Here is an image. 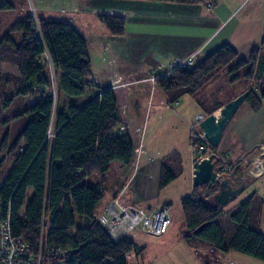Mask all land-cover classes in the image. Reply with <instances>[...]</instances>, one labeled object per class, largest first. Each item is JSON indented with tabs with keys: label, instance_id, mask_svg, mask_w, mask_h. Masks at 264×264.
Wrapping results in <instances>:
<instances>
[{
	"label": "trees",
	"instance_id": "obj_1",
	"mask_svg": "<svg viewBox=\"0 0 264 264\" xmlns=\"http://www.w3.org/2000/svg\"><path fill=\"white\" fill-rule=\"evenodd\" d=\"M10 6L9 0H3L0 11ZM97 18L111 36L124 34L122 15L102 13ZM46 56L49 63L43 61ZM0 62L15 70L0 72V86L16 85L13 97L27 95L28 104L21 113L31 115L11 146L10 151L16 152L13 165L0 180L2 210L10 213L12 235L31 245L43 236L45 246L68 252L65 264H127L126 255L142 256L145 246L127 237L111 240L96 220V206L105 196L104 175L110 164L117 161L127 166L134 158L131 134H117L123 120L118 106L127 98L113 85L101 86L82 106L70 102L58 106L51 94L49 65L55 72L58 94L80 96L86 86L94 85L84 36L71 23L42 15H38L37 31L27 12L0 37ZM219 77L224 81H217ZM241 79L246 87L222 100L220 95L227 85ZM154 87L167 104L191 97L205 117L244 91H248L245 100L250 109L264 112V38L245 56L224 43L191 68L174 67L156 76ZM13 97L7 98L6 105ZM49 128H53L51 139ZM214 151L218 152L217 147ZM166 159L176 161L175 170ZM215 160L219 166L221 160ZM238 164L232 166L230 178ZM181 172L179 153L170 152L159 162L157 189L166 187ZM243 172L247 175L246 170H239ZM217 191V185L193 186L192 193L181 198L182 237L188 240L194 236L221 252L233 251L264 262V232L250 225L248 198L224 212L213 204ZM221 214L231 218L226 228L217 221Z\"/></svg>",
	"mask_w": 264,
	"mask_h": 264
},
{
	"label": "crops",
	"instance_id": "obj_2",
	"mask_svg": "<svg viewBox=\"0 0 264 264\" xmlns=\"http://www.w3.org/2000/svg\"><path fill=\"white\" fill-rule=\"evenodd\" d=\"M33 3L38 15L61 18L74 25L84 36L90 63L92 58L89 50L96 52L104 63V70L95 68L97 65L91 63V81L94 84L110 86L116 78L130 83L126 98L133 105V110L122 117L123 122L132 129L142 123L140 112L146 105H151L152 109L148 119L183 105V101L167 104L160 92L154 89L151 91V78L168 73L171 70L169 64L174 60H183L190 56L200 60L224 43L245 56L250 48L258 46L264 38V0H209L199 3L157 0H33ZM102 13L124 17L125 31L122 36H111L107 32L97 18V14ZM248 108L243 115L236 117L234 114L218 145L222 143L218 151L231 162L240 157L251 158L256 153V146L264 145V112H254L249 106ZM225 131L227 136H224ZM143 134L142 132L140 138L142 144ZM136 136L138 140V135ZM187 142L190 145L188 140ZM189 150L194 156L188 163L192 176L196 157L192 148ZM170 152L179 153L175 148ZM133 159L127 166L117 161L110 164L113 168L104 175L105 194H108L104 205L114 197H119L122 205L140 206L144 188L154 183L157 185L159 164L158 171L152 174L148 182L151 171L155 168L154 160L148 158L146 150L144 154ZM132 167L137 169L136 172L130 173ZM244 167L245 164L239 162L236 168L238 170L231 179L235 184L245 181L247 187L251 178L260 176L250 177L244 172L239 173ZM111 172L112 178L107 180ZM192 191L193 186L186 196ZM167 232L168 230L160 236H165ZM129 239L139 244L138 241ZM202 245L201 248L213 254L214 263L219 264L224 257L223 252L213 246ZM142 256L128 254L125 260L127 264H139Z\"/></svg>",
	"mask_w": 264,
	"mask_h": 264
},
{
	"label": "rangeland",
	"instance_id": "obj_3",
	"mask_svg": "<svg viewBox=\"0 0 264 264\" xmlns=\"http://www.w3.org/2000/svg\"><path fill=\"white\" fill-rule=\"evenodd\" d=\"M9 2L11 3V6L0 11V37L8 31L9 27L17 17L28 12L26 0H9ZM89 54L92 58L91 63L97 65L95 68L104 70V63L100 61L96 52H90L89 50ZM240 55L244 56V54ZM43 61L49 63V58L46 56ZM6 71L15 73L13 66L0 62V72L3 73ZM49 71L52 79L51 94L53 95L55 104L58 102V106L59 104H66L69 102L77 106H82L96 96L99 88L104 85L98 83L92 86H86L82 95L67 97L63 94H58L55 86V72L51 65H49ZM222 77H224V75H222ZM115 80H119L120 83L125 84L121 79L116 78ZM216 80L224 81V79L222 78L221 80L220 77ZM126 84H128L127 88L119 87L123 94H125V97L127 96L126 89L130 87V83ZM245 87L246 82L244 79L229 84L220 95L221 99H227L233 93H238ZM153 88L154 86L152 85V92ZM15 89L16 85L13 84H4L0 86V180L6 178L13 165L16 152L10 151L11 146L31 118V115L28 113H21V108L28 104L27 95H16L13 97ZM154 90L156 91V89ZM11 97H13V100L6 105L7 98ZM182 101L184 102L183 105L176 108V110H171V112L168 109L167 112L159 113L154 117L151 116L150 119L148 118L152 110L151 105L142 107L140 116L143 118V121L142 123H139V127H135L134 129L129 128V125L123 122V120L119 123V126L125 129V133L128 132L131 134V137H133L132 140L135 148L137 144L140 143V138L142 137L141 133H144L143 148L147 151L148 158L154 160L155 166L153 171H151L148 182L150 181L152 174H155L156 171H158L160 160L166 157V155H168L167 153L170 152L172 148L178 149L183 169L181 174L176 176L166 187L159 190L154 183L153 185L150 184L146 186L143 190V200L141 201L142 203L140 204V207L147 208L170 203L167 207L170 213L171 225L167 234L159 237L147 235L145 232H141L140 228H136L132 231L129 238L138 241L139 244L146 248L145 255L142 256V259H139V264H218L216 262L214 263L215 259L213 254L208 253L206 249L201 248L203 246L201 239L192 236L189 237L188 240H185L182 237V233H184L185 229L183 225L180 200L189 193L190 187L193 186L191 172L188 168V163L194 158L192 152L189 150L192 146L188 145L187 142V140L189 141L188 123L193 120L195 115L200 114L199 108L191 97L186 96L180 100V103ZM132 110L133 105L127 99L125 102L122 101V103L119 104V112L123 117L130 114ZM248 110V102L245 100L237 109L235 116L243 115ZM217 111L218 110H216V112ZM51 131H53V128H51ZM136 135H138V140ZM224 136H227V131H225ZM221 146L222 143L220 146H217V149L220 150ZM19 149L21 150V147H19ZM185 149H187V153L185 152ZM262 152L263 155H260ZM257 156H264V145H257L256 153H254L251 158L247 159L240 157L243 158V160H240V158L238 160L245 164L244 170H248L251 161ZM262 159L263 158H261V160ZM166 160L170 168L175 170L177 164L176 161L174 159ZM111 168H113L112 165L110 166V169ZM136 170V168L132 167L130 173H134ZM109 178H112V172L107 180ZM93 180L95 181L96 179L94 178ZM107 195L108 194H105L104 198L96 206V213L98 215L103 213V207L105 206L104 204L107 200ZM139 195L142 196L141 194ZM247 198L250 202V225L257 226L261 232H264V173L260 177L251 178V182L243 192L221 209L224 212H228ZM230 219L231 218L228 215L221 214L217 221L226 228ZM190 244L196 245V248L198 249L193 248ZM222 254L224 257L219 264H264V262L255 258L233 251H229L228 253L223 252Z\"/></svg>",
	"mask_w": 264,
	"mask_h": 264
},
{
	"label": "built area",
	"instance_id": "obj_4",
	"mask_svg": "<svg viewBox=\"0 0 264 264\" xmlns=\"http://www.w3.org/2000/svg\"><path fill=\"white\" fill-rule=\"evenodd\" d=\"M3 0H0V7ZM28 14L31 16L35 29L38 31V14L34 6L33 0H26ZM196 58L190 56L186 59H176L169 66L191 68L196 63ZM155 77L151 78L154 86ZM115 87L127 88L128 84L120 83L119 80L113 81L111 84ZM155 89V87L153 88ZM127 90V89H126ZM125 95V94H124ZM119 107V106H118ZM205 118L204 115H195L193 120L188 123L189 140L196 159H206L210 155H214L221 160L220 170L217 171V179L230 176L232 166L235 162L227 161L219 152L214 151V147L206 139L200 123ZM139 130V129H138ZM139 132V131H138ZM137 132V133H138ZM125 129L121 126L117 128V134H124ZM136 133V132H135ZM142 134V133H141ZM53 137L51 128L48 130V138ZM142 141L134 146L133 155L138 157L144 154ZM263 155V152L260 154ZM264 156H257L251 161V165L246 170L250 177L261 176L264 173ZM243 160V158H240ZM2 183L0 182V187ZM168 204L158 205L156 207L146 209L136 205H122L119 203V197H114L103 207V213L96 214V220L105 227L107 235L113 241H117L128 237V235L140 228L141 231L153 236H160L166 233L171 223ZM2 202L0 199V264H65L69 258L68 252L55 248L44 247L43 236H40L35 245L23 241L12 235L10 229V213L3 212Z\"/></svg>",
	"mask_w": 264,
	"mask_h": 264
},
{
	"label": "water",
	"instance_id": "obj_5",
	"mask_svg": "<svg viewBox=\"0 0 264 264\" xmlns=\"http://www.w3.org/2000/svg\"><path fill=\"white\" fill-rule=\"evenodd\" d=\"M247 94L248 91L239 94L224 104L218 110V114L212 113L200 123L204 135L212 147L216 148L219 145L226 125L245 101ZM219 170L220 166L217 165L214 155L202 160L196 159L192 169V185L194 187L217 185L218 191L213 195L212 201L216 207L222 208L243 192L246 188V182L236 185L229 176L217 179V171Z\"/></svg>",
	"mask_w": 264,
	"mask_h": 264
},
{
	"label": "bare ground",
	"instance_id": "obj_6",
	"mask_svg": "<svg viewBox=\"0 0 264 264\" xmlns=\"http://www.w3.org/2000/svg\"><path fill=\"white\" fill-rule=\"evenodd\" d=\"M217 114H218V111H217ZM44 247L47 248V246H45V244H44Z\"/></svg>",
	"mask_w": 264,
	"mask_h": 264
},
{
	"label": "flooded vegetation",
	"instance_id": "obj_7",
	"mask_svg": "<svg viewBox=\"0 0 264 264\" xmlns=\"http://www.w3.org/2000/svg\"><path fill=\"white\" fill-rule=\"evenodd\" d=\"M240 184V183H239ZM239 184H236V185H239Z\"/></svg>",
	"mask_w": 264,
	"mask_h": 264
}]
</instances>
